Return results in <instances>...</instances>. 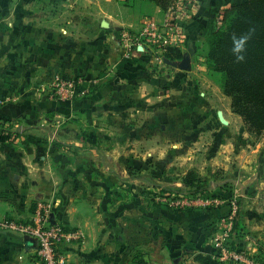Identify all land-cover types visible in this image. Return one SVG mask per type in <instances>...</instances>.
I'll return each mask as SVG.
<instances>
[{
	"label": "crops",
	"instance_id": "crops-1",
	"mask_svg": "<svg viewBox=\"0 0 264 264\" xmlns=\"http://www.w3.org/2000/svg\"><path fill=\"white\" fill-rule=\"evenodd\" d=\"M45 1L48 5L44 10L48 14L42 18L34 17L35 8L39 6L35 7L32 18L29 16L28 29L18 41L24 43L26 54L32 61H36L35 65L42 66L43 73L56 66L67 73L85 74L94 79L89 96L74 102L76 108L82 107L83 111L86 110V113L82 114L83 119H89L91 123L98 121L106 116L102 114L105 106L113 108L128 103L126 105L131 106L132 110L136 107H161L158 110L160 113H150L147 118H152L158 125V131L155 132H159V136L168 135L173 138L179 137V125H168L167 122L199 121L197 119H200L203 113H195V104L189 100L183 105L168 99L165 97V91L168 86L172 87L175 80L177 85L174 87L179 90L185 88L179 85L181 83L196 82L197 87H200L199 82L195 81L194 73L203 74L209 68L206 70L204 61L198 63L199 58L206 59L205 53L204 57L198 55L201 50L199 47L208 42L214 32L218 11L243 0H202L200 14L189 23L186 43L180 48L183 57L170 58L171 66L166 74L151 73L150 70H144L136 59L126 57L118 38L121 28L137 27L145 16L162 18L166 11L160 5L150 0H129L128 4L124 0ZM3 4L4 0H0V5ZM46 22L50 25L46 26ZM51 25L56 27L51 28ZM68 41L74 42L69 59L66 44ZM52 42L58 43L57 49L51 46ZM190 49L193 54L190 56L189 68L184 70L183 59ZM171 80L173 81L169 82ZM150 88L151 91H148ZM202 94L205 95V91ZM157 95L159 98L164 97L158 103L148 105L146 101L156 98ZM227 105L222 106L218 102L214 104L206 99L203 101V106L209 108L206 115L212 122L209 130H218L221 136L222 129L225 135L227 128H237L238 123L243 122L242 117L232 111L229 100ZM180 107H187L192 113H184L180 111ZM24 116H28V109L20 104H5L0 107V120ZM126 116L128 120L143 119V116ZM214 122L217 124L214 125ZM30 127L28 125L21 128L28 131L30 129L27 128ZM190 127H193L192 132L200 131L195 125ZM94 129L80 133L75 131L74 138L80 139V142L67 149L76 148L81 155L85 150L93 155L106 153L110 163L106 165L97 160L96 166L91 170H112L114 161L111 154L117 153L118 146L107 145L105 141L110 139V136ZM120 136H124V131L116 134V137ZM222 144L216 149L213 147L211 153L215 155L214 158L209 156V168L212 172L215 169L231 170V164L234 163L244 170L254 167L253 151L257 156V148L245 153L232 147L235 153H231V149L226 145L223 148ZM247 153L250 155L243 158ZM129 166L130 163H127L125 169ZM74 168H82V163L79 162ZM255 168L259 170L261 164L256 162ZM41 170H45V167L33 162L0 161V223L7 220L27 221L38 201H51L55 221L70 228H81L86 234L83 241L67 245L65 248L72 264H224L211 256L215 250V223L231 209V199L228 195H215L211 197L210 204L194 205L184 210H179L168 202H160L157 198L153 200L147 196L136 195L142 198L137 215L126 214L114 219L109 217V214L98 212L99 206L87 198L78 200L52 190L51 179L40 172ZM257 174L255 173L256 176ZM93 175L95 174L92 173L86 179L88 184H115L112 177L98 178ZM250 180L254 181L255 178ZM123 182L134 183L132 179L126 178ZM79 183L82 184V179ZM77 184L75 178L74 185ZM243 208L244 200L242 211ZM258 239L260 237L253 238L256 244ZM255 248L257 249L254 246ZM0 264L43 263L36 257L35 248L20 232L0 226Z\"/></svg>",
	"mask_w": 264,
	"mask_h": 264
},
{
	"label": "rangeland",
	"instance_id": "rangeland-1",
	"mask_svg": "<svg viewBox=\"0 0 264 264\" xmlns=\"http://www.w3.org/2000/svg\"><path fill=\"white\" fill-rule=\"evenodd\" d=\"M47 5L45 0H4V4L0 5V107L5 104H20L28 109V116L0 120V125L9 129L8 133L0 130V161L33 162L44 166L45 170L40 172L51 179L52 190L78 200L87 198L99 206L98 212L109 214V217L112 216L114 219L126 214L137 215L142 198L136 195L147 196L153 200L157 198L163 203L173 202L177 209L193 207L196 199L210 200L215 195L220 197L228 195L229 199L238 203L242 195L236 185L219 187L213 185V181L225 178L238 179L247 187L243 195L242 219L239 221L237 233H234L235 240L241 242L237 245L253 258V264H263L264 253L258 250V242L264 244V132L261 134L250 132L243 121L238 123L237 128L235 126L227 128L225 135L222 129L221 136L218 130H215L217 132L214 129L209 130L212 125L206 115L209 108L203 106L205 99L214 104L218 102L222 106H228L229 100L232 105V97L225 93V73L213 69L207 59L199 58L198 63L204 61L206 70L208 68L211 70L208 69L209 72L203 74L194 73L195 81L199 82L200 87H197L196 82L181 83L179 85L185 88L179 90L174 87L177 85L175 79L169 81H173L172 87L168 86L165 97L183 105L189 100L195 104V113H203L200 119H197L199 121L167 122L168 125H179V137L159 136L160 133L155 132L158 131V125L151 120L152 118L147 117L150 113H157L161 107L148 109L136 107L132 110L131 106L126 105L128 103L113 108L105 106L102 114L106 116L91 123L89 119H83L82 114L86 113V110L83 111L82 107L76 108L74 102L89 96L94 79L85 74L67 73L56 66L43 73L42 66L35 65L36 61H32L26 54L24 43L18 41L28 29L29 16L32 18L34 8L39 6L35 8L34 17L42 18L48 14L44 10ZM49 25L50 23L46 22V26ZM53 27L56 25H51V28ZM57 44L52 42L51 46L57 49ZM66 44L69 59L74 42L68 41ZM199 48L201 50L198 55L204 57L209 52V43L205 42ZM71 81L77 85L70 90ZM82 86L89 88L85 96L79 95L77 91ZM148 91H151V88ZM204 91L205 95L202 94ZM161 98L157 95L146 102L148 105H154ZM180 111L192 113L187 107H180ZM128 114L132 115L130 117L143 116V119L128 120L126 116ZM28 125L31 126L27 128L30 129L28 131L21 128ZM42 125L45 127L42 128ZM190 125L200 128V131L192 132L193 127ZM91 128L110 136V139L105 141L107 145L118 146L117 153L111 154L114 161L112 170H91L96 166L97 160L106 165L110 163L106 153L93 155L85 150L81 155L76 148L67 149L80 142V139L74 138L75 131L80 133ZM122 131L124 136L116 137V134ZM221 143L223 148L225 145L229 147L231 153H235L232 147L245 153L257 148V156L253 151L254 167L244 170L234 163L231 164V170L215 169L212 172L209 168V156L211 159L212 156L215 157L211 151L213 147L218 148ZM249 155L247 153L243 158ZM79 162L82 163V168L75 169ZM256 162L261 164L259 170L255 168ZM127 163H130V166L125 169ZM190 170L196 171L200 178L198 185L200 193L197 195L189 192L177 193L176 189H185L182 180ZM35 173L37 175V172ZM92 173L95 174L93 177H112L115 184L113 186L88 184L86 179ZM255 173H258L257 176ZM75 178L78 181L77 186L74 185ZM124 178L132 179L134 183H122ZM252 178L255 180L251 181ZM81 179L82 184L79 185ZM189 189L195 188H186L187 191ZM250 218L254 220L250 221ZM254 231L260 233L255 234ZM254 236L260 237L257 244L253 240ZM254 246L257 249H254Z\"/></svg>",
	"mask_w": 264,
	"mask_h": 264
},
{
	"label": "built area",
	"instance_id": "built-area-1",
	"mask_svg": "<svg viewBox=\"0 0 264 264\" xmlns=\"http://www.w3.org/2000/svg\"><path fill=\"white\" fill-rule=\"evenodd\" d=\"M201 6L202 0H174L162 18L148 15L137 27L121 28L118 38L125 56L136 59L151 73H166L171 63L165 53L170 47L181 48L185 45L188 25L198 17ZM225 10L221 8L217 13L215 30L222 26ZM76 85L71 81L70 90L72 87L76 88ZM77 91L79 95L85 96L89 88L82 86ZM196 201L194 205L212 202L211 199ZM170 204L174 205L173 202ZM230 204V212L215 223V250L212 258L224 264H253V258L237 245L241 242L235 240L234 224L239 205L233 200H230ZM52 209L51 201H38L28 221L7 220L0 223V226L20 232L25 238L33 239L36 257L41 263L72 264L65 253V248L67 245L83 241L86 234L81 228H70L55 221Z\"/></svg>",
	"mask_w": 264,
	"mask_h": 264
},
{
	"label": "trees",
	"instance_id": "trees-1",
	"mask_svg": "<svg viewBox=\"0 0 264 264\" xmlns=\"http://www.w3.org/2000/svg\"><path fill=\"white\" fill-rule=\"evenodd\" d=\"M167 11L174 0H150ZM126 4L129 0H124ZM206 59L213 69L225 73V93L232 97V109L240 115L250 132H264V0H243L229 5L223 15V24L209 37ZM168 59L182 58L179 47H170ZM140 63V62H139ZM145 70L144 66L142 65ZM4 133L9 129L0 125ZM8 133V132H7ZM185 189L176 192L200 193V178L194 170L182 180ZM232 185L230 183L220 185ZM194 187L195 189L186 188ZM219 187V186H218ZM243 196L239 198V210L234 224L237 233L242 211ZM187 209V208H186ZM184 210V209H179ZM258 250L264 253V244L258 242ZM212 257V256H211ZM264 264V258L263 262Z\"/></svg>",
	"mask_w": 264,
	"mask_h": 264
},
{
	"label": "water",
	"instance_id": "water-1",
	"mask_svg": "<svg viewBox=\"0 0 264 264\" xmlns=\"http://www.w3.org/2000/svg\"><path fill=\"white\" fill-rule=\"evenodd\" d=\"M191 54H193V50L190 49L189 53L185 55L184 59H183V69H188L189 68V61H190V56ZM232 184V185H236L239 189H240V192H241V195L243 196L244 193H245V189L247 187L246 184L242 183L240 180L238 179H235V178H225V179H222V180H219V181H213V185L214 187H218L220 185H224V184ZM27 239V242L29 244H31L32 247H34V240L31 239V238H26Z\"/></svg>",
	"mask_w": 264,
	"mask_h": 264
}]
</instances>
